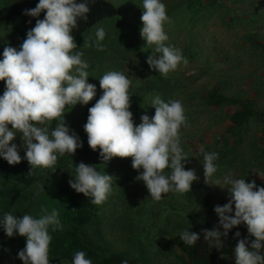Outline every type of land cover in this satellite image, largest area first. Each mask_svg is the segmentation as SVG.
Returning <instances> with one entry per match:
<instances>
[{
  "label": "clouds",
  "instance_id": "clouds-1",
  "mask_svg": "<svg viewBox=\"0 0 264 264\" xmlns=\"http://www.w3.org/2000/svg\"><path fill=\"white\" fill-rule=\"evenodd\" d=\"M142 9L140 36L147 46H155L147 63L151 69L167 76L188 61L180 49L165 44L169 39L165 24L172 23L166 5L161 0H143ZM42 12L44 18L36 20L19 49L5 46L3 59H0V81L5 82V90L0 95V157L13 166L22 159L27 160L29 176L37 168L53 169L58 157L73 156L82 147L78 135L70 133L65 124V108L87 105L97 91L96 85L87 82L89 65L82 58L84 52L75 51L78 46L73 35L78 20L87 21L88 0H39L34 8L24 10L30 17H39ZM105 36V29L97 28L94 43L99 51L104 50ZM83 46L90 45L84 42ZM131 85L132 81L120 71H108L99 79L103 94L88 109L84 125L89 147L93 151L99 149L103 162L114 157L132 158V168L143 170L136 180L144 183L155 201H160L169 192L184 194L191 191L199 178L195 169L185 170L189 158L181 147L180 129L189 124L182 102H165L159 95L155 96L151 100L154 116L142 115L137 126L130 111ZM54 120L60 122L50 130ZM17 134H20L25 149L23 158L17 145L12 143ZM203 156V179L209 184L217 172L214 161L219 154L204 152ZM165 169H170V173L166 175ZM72 177L68 181L70 187L91 197L95 205L104 203L112 192L113 176L101 174L91 164L80 162ZM223 180L230 199L223 206H215L214 211L224 231L202 229L204 240L220 244L221 235L226 237L231 229L244 224L249 236L255 239L250 247L247 239L238 240L234 249L235 264H264V254H261L264 249V187H258L254 180L246 182V179L232 178L230 173ZM39 187L44 190L42 185ZM59 216L56 209L49 212L43 205L38 218L29 214L20 217L4 214L0 224L6 235L18 234L26 238L24 249L18 253L23 264H50L52 236L49 228L53 231L62 229ZM235 236L240 237V233L236 232ZM179 237L186 246H194L200 239L198 233L189 229L183 230ZM72 264H92V261L86 258L84 251H77Z\"/></svg>",
  "mask_w": 264,
  "mask_h": 264
},
{
  "label": "rangeland",
  "instance_id": "rangeland-1",
  "mask_svg": "<svg viewBox=\"0 0 264 264\" xmlns=\"http://www.w3.org/2000/svg\"><path fill=\"white\" fill-rule=\"evenodd\" d=\"M8 1L11 0H0V6ZM108 1L117 8L118 13L103 18L84 34L75 36L78 46L75 51H89L82 57L89 65L87 82L96 85L97 89L96 96L90 102H96L103 94L99 79L108 71L123 72L132 81L129 93L138 91L143 95L144 102L135 124L137 126L141 123L142 115L147 114L149 118L154 116L155 108L151 106V100L155 96L159 95L165 102L180 100L189 124L188 127L181 126L180 142L187 157H190L205 150L217 152L223 144L232 142L238 129L231 122L230 115L240 110L241 100L250 101L253 103V116L251 115L239 129V135L243 139L242 155L249 159L246 169L249 178L247 182H264L260 177H264V165L255 159L260 158L257 154L259 148H264V127L260 117V113H264V55H260L259 49L252 44V40L264 44V0H242L240 3L227 0L232 3L230 6L233 10L229 12L230 16L225 15L223 19L216 12L209 15L195 13L187 3L179 7V0H161L166 5L167 15L172 21L171 24H165V32L169 37L165 44L180 49L188 61L186 65L181 63L167 76L151 69L147 63V58L152 55L155 46H147L140 36L143 0ZM99 27H103L106 32L102 41L103 51L97 50L94 43L95 32ZM25 38L26 36L19 35L10 25L0 24V59H3L5 46L19 49ZM84 42L90 46L84 47ZM92 61L94 64L91 66ZM212 85L232 102L227 101L222 107L210 104L206 91ZM4 90L5 82L0 81V95H3ZM84 106H66L64 115L70 133L75 132L82 145L87 143V134L84 131L87 116L82 115ZM59 122L56 120V125ZM8 127L11 129V125ZM12 143L17 145L19 153L25 151L20 134H17ZM66 155L62 157L65 158ZM99 167L101 174L113 176L112 192L101 204V212L108 224L114 223V227L107 225L105 231L108 240L114 241L116 247L123 246L125 241V236L120 230L125 222L119 220L116 224L114 221L120 213L127 215L129 210L143 208L134 221L140 229V226L149 227L151 239L156 240L158 248L163 239H170L169 235L156 234L157 228L162 224H167L168 229L172 225L166 221L167 216L178 219V213H190L188 207L182 204L183 196L179 193L169 192L164 194L160 201L153 200L144 183L136 180L143 170L132 168V158L114 157L108 162L102 161ZM169 173L170 169H165V174ZM233 174L232 178L241 179L240 171L235 170ZM214 179V201L223 200L224 204L228 203L230 195L223 178ZM220 183L224 188L216 185ZM128 200H134L135 206L129 208ZM150 210H159L160 216H153ZM234 210L233 205L232 215ZM152 222L157 225L151 226ZM223 231L222 228V233ZM168 247L167 244L166 248ZM3 249L0 247V253ZM234 249L235 247L232 248L233 255L229 258L231 264H235ZM156 255L161 263L169 258ZM2 257L0 264H23L20 259L16 261L13 257L9 262V258Z\"/></svg>",
  "mask_w": 264,
  "mask_h": 264
},
{
  "label": "trees",
  "instance_id": "trees-1",
  "mask_svg": "<svg viewBox=\"0 0 264 264\" xmlns=\"http://www.w3.org/2000/svg\"><path fill=\"white\" fill-rule=\"evenodd\" d=\"M240 3L242 0H233ZM39 0H11L5 5L0 6V24L10 25L19 35L26 36L27 32L35 26L37 19H43L45 13L39 17H30L24 14L25 9H32ZM83 2V0H77ZM192 7L195 13L209 15L215 13L221 19L233 10L232 3L227 0H179V7L184 4ZM90 12L87 21L78 20V27L73 29V35L78 36L93 26L98 21L106 17H111L118 13L117 8L108 0H88ZM177 7V5H176ZM178 7V8H179ZM255 48L259 49V54L264 55V44L252 40ZM209 103L217 107H222L227 101L232 102L230 98L219 92L214 85L206 91ZM131 98L130 111L133 113V121L136 124L141 104L144 97L138 91L129 93ZM96 102H89L84 106L83 116H88V109L94 106ZM253 103L250 101L240 102V110L234 111L230 115L231 122L237 126L234 140L217 151L219 158L214 161L218 166L217 172L212 178H223L227 173L234 175L238 170L242 173L241 179L248 181L246 169L249 166V159L242 155L243 139L240 133L241 125L252 115ZM260 113V112H259ZM261 122L264 127V113H260ZM56 127V120L50 125V130ZM258 147V146H257ZM258 149V148H257ZM208 150L191 155L188 163L185 164V170L195 169L198 180L192 185V190L181 194L182 203L187 206L190 213L180 215L178 219H171L167 216L166 221L172 225L168 229L167 224H162L157 228L156 234L169 235L170 239L164 240L157 247L156 240L151 239L149 227H141L136 224L135 216L142 212L143 208H137L135 211L129 210L127 215L120 213L114 220L117 224L119 220L125 222L120 227L125 236L123 246L116 247L114 241L108 240L106 226L114 227L104 220L101 212V205L92 203L91 197H85L82 193H77L68 183L75 176V166L80 162L91 164L100 172L99 163L102 162L99 156V149L93 151L88 143L78 148L75 155L67 154V157H59L57 164L53 169L37 168L31 176L28 175L30 165L27 160L22 159L21 163L9 165L0 157V220L5 213H11L18 217L29 214L39 217L41 206L46 207L49 212L56 209L60 213L62 229L53 231L49 228V234L52 241L49 246L50 264H72L75 252L84 251L86 258L92 261V264H231L230 256L233 255L232 248L236 246L239 239H247L249 247L255 237L249 236L247 227L241 224L230 230L226 237L221 235V243L209 242L204 240L202 229L213 230L214 228L222 233V226L219 225V217L215 213V206H223L224 203L214 201L213 191L209 184L204 183L203 179V153ZM23 158L25 151L19 153ZM260 158H255L264 165V148H259ZM227 172V173H226ZM72 174V175H71ZM258 187H264V182L255 181ZM44 190H40L39 186ZM130 207L135 206L134 200H128ZM152 211L150 210V213ZM153 216H160V211L152 212ZM127 216V217H125ZM166 223V222H165ZM151 226H156L154 222ZM142 229H144L142 231ZM189 229L200 235V239L194 246H186L180 239L183 230ZM176 232V233H175ZM239 232L240 237L235 233ZM164 237V236H163ZM116 239V238H115ZM161 239V238H160ZM169 245L166 248V245ZM26 245V238L18 234L8 237L0 224V247L4 248L0 253L3 259L14 257L18 261V255ZM17 250L14 252L13 250ZM154 249V250H152ZM152 251V252H151ZM156 254L169 256L165 262L161 263ZM264 254V249L261 250ZM160 257V256H159Z\"/></svg>",
  "mask_w": 264,
  "mask_h": 264
},
{
  "label": "crops",
  "instance_id": "crops-1",
  "mask_svg": "<svg viewBox=\"0 0 264 264\" xmlns=\"http://www.w3.org/2000/svg\"><path fill=\"white\" fill-rule=\"evenodd\" d=\"M92 27V26H91ZM86 31H84L82 34H84ZM81 34V35H82ZM75 37V36H74ZM86 54H88L89 53V51H86L85 52ZM84 53V54H85ZM87 61V60H86ZM90 64H91V66L94 64L93 63V61L92 62H90ZM223 178H224V176H223ZM257 182H260V180H256ZM210 184H211V188H212V191H213V195H214V187H216V186H214L215 185V179L214 178H210ZM220 185V187L222 186L223 187V184L222 183H220L219 184ZM218 203H223V200H218Z\"/></svg>",
  "mask_w": 264,
  "mask_h": 264
}]
</instances>
